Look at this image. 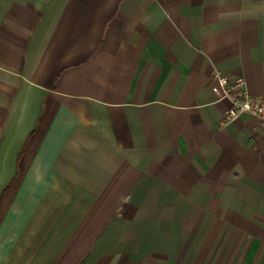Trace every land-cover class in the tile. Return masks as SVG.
<instances>
[{"label": "crops", "instance_id": "crops-1", "mask_svg": "<svg viewBox=\"0 0 264 264\" xmlns=\"http://www.w3.org/2000/svg\"><path fill=\"white\" fill-rule=\"evenodd\" d=\"M264 0H0V264H264Z\"/></svg>", "mask_w": 264, "mask_h": 264}, {"label": "built area", "instance_id": "built-area-1", "mask_svg": "<svg viewBox=\"0 0 264 264\" xmlns=\"http://www.w3.org/2000/svg\"><path fill=\"white\" fill-rule=\"evenodd\" d=\"M213 76L221 86L223 96L231 102V106L222 114L221 124L237 117L242 112L257 117L264 124V94L252 95L249 93L245 79L242 76L218 71H215Z\"/></svg>", "mask_w": 264, "mask_h": 264}]
</instances>
